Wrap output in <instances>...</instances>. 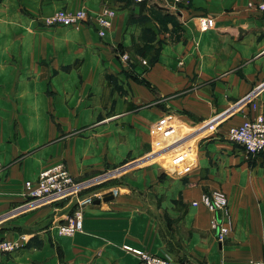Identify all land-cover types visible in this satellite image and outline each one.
I'll return each mask as SVG.
<instances>
[{
	"label": "crops",
	"instance_id": "crops-1",
	"mask_svg": "<svg viewBox=\"0 0 264 264\" xmlns=\"http://www.w3.org/2000/svg\"><path fill=\"white\" fill-rule=\"evenodd\" d=\"M250 1H171L162 8L145 0H0V238L28 235L0 264H137L123 244L176 262L264 257V153H247L226 134L264 106V13ZM105 3L116 12L103 37L92 25L40 21L60 7L95 13ZM21 7L32 13L36 63L23 81L14 62L25 55ZM200 16L210 18L206 29ZM117 47L129 54V68ZM179 111L196 123L215 118L196 138L184 171L149 164L127 172L122 185L103 183L105 171L146 151L153 137L160 143L171 127L167 114ZM57 161L87 184L27 206L24 181ZM100 180L90 190L88 181ZM214 189L224 191L232 213L222 240L214 212L200 201ZM109 190L113 197L102 200ZM77 198L82 230L58 233Z\"/></svg>",
	"mask_w": 264,
	"mask_h": 264
},
{
	"label": "built area",
	"instance_id": "built-area-1",
	"mask_svg": "<svg viewBox=\"0 0 264 264\" xmlns=\"http://www.w3.org/2000/svg\"><path fill=\"white\" fill-rule=\"evenodd\" d=\"M149 1L152 2L154 0ZM172 1L182 2L184 0ZM248 4L264 13V0L250 1ZM114 15L115 9L108 5L102 6L93 15L88 13L84 8H58L45 16V21L50 24L78 26L81 22L91 18L97 28V33L103 36L110 28ZM210 22V18L207 16H200L198 18L199 28L202 30L206 29L210 25ZM120 57L125 60L127 54L122 51L120 52ZM253 106L256 107V104L253 103ZM227 135L230 140L240 144L247 153H264V106H257V111L254 115L244 118L239 124L228 127ZM84 185L85 183L74 180L63 161H57L42 168L36 179H26L23 185V194L28 199L26 205L34 206L76 194ZM200 201L215 212L216 216L212 220V226L216 228L218 239L222 240L229 230V225L217 213L227 204L226 194L220 189H214L209 193H204ZM193 203H197V201L194 200ZM82 204V200L77 198V203L73 210L64 217L63 221L56 225L58 233L71 235L76 231L82 230ZM27 240L28 235L26 233H20L17 238H0V257L7 252L17 249ZM123 248L136 254L138 258L137 264H199L192 258H185L176 262L167 253L158 254L129 244H123ZM249 264H264V257L252 259Z\"/></svg>",
	"mask_w": 264,
	"mask_h": 264
},
{
	"label": "rangeland",
	"instance_id": "rangeland-1",
	"mask_svg": "<svg viewBox=\"0 0 264 264\" xmlns=\"http://www.w3.org/2000/svg\"><path fill=\"white\" fill-rule=\"evenodd\" d=\"M135 1H143V0H135ZM145 1H149V0H145ZM171 1L172 0H167V1H165V0H154L152 2L151 1H149V2H151L152 4H154L156 6L165 8L166 6L164 4L166 2H171ZM184 1H186V0H184ZM184 1H182L181 3H183ZM172 2L176 3V4L180 3V2H174V1H172ZM104 5L111 6L107 3L103 4L102 6H104ZM111 7H113L115 9V12H116V8L114 6H111ZM60 8H65V7H60ZM87 12L90 13L91 15L97 13V12L91 13L89 11H87ZM21 17H22L20 19V22H21V30H20L21 43H20L19 49H20V52L25 54V55L21 54V57L17 58L19 61H14V62H16V64L19 65V67L21 68L20 72L24 73L20 76V79H22L21 81H23V80H25L26 76L27 77L31 76L30 74H28V70L32 67L33 64H36V63H32V22H30L28 20V19H30L32 21V13H29L26 9H24V7H21ZM40 21L45 25H61V26H68V27L69 26H75V25H63V24H50L47 21H45V17L40 19ZM112 22H113V18H112ZM81 24L92 25L95 28L96 33H97V28H96V26L93 23L91 18L86 19L85 21L81 22L79 25H81ZM111 26H112V24H111ZM111 26H110V28H111ZM103 36H100V37H103ZM115 50H116L117 56L122 61L123 65L127 66L126 69L129 68V65H130L129 64V62H130L129 61L130 60L129 54L126 51H124L118 47ZM122 51L127 54V58L125 60L120 57V52H122ZM153 53L155 54V52H153ZM149 58L150 57H148V60H149ZM141 62L145 66L148 64L147 60H145V59H142ZM37 63L38 64H46L47 61H44L43 59H41V60L39 59V60H37ZM15 80H17V77L13 78V81H15ZM167 115H168V119L166 120V124L171 123V127L170 126L168 127V129L166 130V134L159 141L160 143H156V138L153 137L154 140L152 139V142L149 143L148 149L146 151L142 152L140 155L131 159L130 161H126V162H124V163H122V164H120L114 168H111V169L105 171V173H103L100 176L102 178L103 177L107 178L103 183L109 182V184H118V185L121 184L122 185L124 182L123 177L127 172H130V171L136 169L137 167H141V166H145V165H149V164H158V165H160L166 169L168 167H172L175 170L178 169L179 172H182L187 168L189 154L192 155L196 150V138H198L199 136H201L203 134L209 133V130L206 129L205 127L206 126L209 127V125H211V123L210 124H208V123L215 120V118H211V119L206 120L205 122H202V123L201 122L196 123V121H192L190 119V117H188L186 111H183V112L179 111L177 114L170 112ZM218 123H219V121L217 122V124ZM168 125H170V124H168ZM172 125H174V126H172ZM176 127H178V128H176ZM226 134H227V130H226ZM101 181H103V180L92 181V182L88 181L89 182L88 187L90 188V190L92 188H96L97 185L102 184ZM85 184H87V183H85ZM211 211H213V210H211ZM217 215L219 217L221 216L229 225V230L227 231V233L222 238V239H224L228 235V233L232 230V213H231V210L229 208L228 201H227L226 206L221 208L218 211ZM214 216H216L215 212H214Z\"/></svg>",
	"mask_w": 264,
	"mask_h": 264
},
{
	"label": "water",
	"instance_id": "water-1",
	"mask_svg": "<svg viewBox=\"0 0 264 264\" xmlns=\"http://www.w3.org/2000/svg\"><path fill=\"white\" fill-rule=\"evenodd\" d=\"M112 197H113V193H112L111 190L106 191V192L102 193V195H101V199L102 200H108V199H110ZM99 201H100V198H95L94 199V202H96V203H98Z\"/></svg>",
	"mask_w": 264,
	"mask_h": 264
},
{
	"label": "trees",
	"instance_id": "trees-1",
	"mask_svg": "<svg viewBox=\"0 0 264 264\" xmlns=\"http://www.w3.org/2000/svg\"><path fill=\"white\" fill-rule=\"evenodd\" d=\"M141 6H143V4H141Z\"/></svg>",
	"mask_w": 264,
	"mask_h": 264
}]
</instances>
